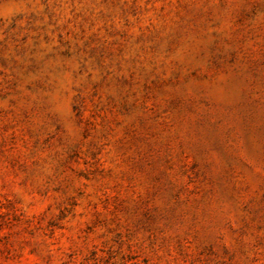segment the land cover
Returning a JSON list of instances; mask_svg holds the SVG:
<instances>
[{"label": "rangeland", "instance_id": "1", "mask_svg": "<svg viewBox=\"0 0 264 264\" xmlns=\"http://www.w3.org/2000/svg\"><path fill=\"white\" fill-rule=\"evenodd\" d=\"M0 264H264V0H0Z\"/></svg>", "mask_w": 264, "mask_h": 264}]
</instances>
